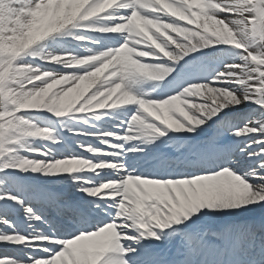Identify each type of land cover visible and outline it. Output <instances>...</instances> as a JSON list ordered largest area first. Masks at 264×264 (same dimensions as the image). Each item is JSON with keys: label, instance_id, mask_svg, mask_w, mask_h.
<instances>
[{"label": "bare ground", "instance_id": "obj_1", "mask_svg": "<svg viewBox=\"0 0 264 264\" xmlns=\"http://www.w3.org/2000/svg\"><path fill=\"white\" fill-rule=\"evenodd\" d=\"M21 5L38 7L41 5L43 9H47L50 13V19L53 22H57V25L50 32H57V35L52 39L43 42L38 50L42 59L39 63L31 65L25 69L28 76L36 77L37 83L40 81H49V85L52 90V97L54 99H71V108H76L78 104H81L79 109V116L83 122L86 120L94 121L95 125L90 128L88 136L95 135L97 143L102 147H107L111 152L102 153L97 156H86L79 158L74 156V152L70 151L69 156L71 158H65L61 147L51 146L52 149L47 154L43 155L41 166L43 170L49 172H55L56 174L48 176L46 181L41 185L35 184L32 186V190L36 193L38 191H46L49 193L48 197L40 198V201H35L33 198L24 197L25 202L33 203L36 207L40 204L53 205L55 199L58 196H67L72 194L73 199L87 200L89 203L100 206L104 202L111 203L119 198L120 208L115 213L107 214L105 209V215L113 220L112 224L105 225L100 229H95L90 233L77 234L74 238L81 239L78 244L71 245L75 241L71 240L61 241V238L65 236L53 237L57 238H45L42 231H35V240L28 239V235L31 232L22 231L20 228L12 226L13 234H6L8 227H4L1 224L3 217H6L7 213L16 218L19 213L23 211L24 202H17L14 206L9 207L6 205L0 206V250L8 249L10 251V259L0 260V264H21L18 260H12L11 253H16L20 245L21 249L25 250L24 256L30 259L28 264H48L47 259L35 258V254H47L48 248H52V244L62 245L64 249L69 246V254L73 256L64 257L62 260L56 258L60 257L61 253L55 254L53 264H141V258L136 256V252L141 250V246H151L152 243L144 240L146 232L150 236H154L155 231H160V235L156 236L161 242L168 240L170 235L162 234L161 228L171 226L172 221H180L183 215L189 216L191 209L197 206V197L200 196L201 186L197 181L199 177L189 178L187 174H174L167 173L162 175L163 172L157 170H149L141 168L140 164L147 165L148 163L155 166L153 157L158 154L157 149L151 146L152 143L158 141L170 140V134H166L165 129L171 127L173 118L178 114L182 116L185 109L175 100L179 97L190 99L195 95V90L191 88V84L197 81L196 78L191 77L188 82L181 84L177 89L179 90L176 98L167 97L170 96L172 91L166 93L162 89H158L156 92H147L148 88L152 86L151 81L148 79L147 64L150 61L162 62L164 61L163 55L173 50V54L176 56L182 52V49L187 46L188 39L186 36L187 27L184 23L187 20H194L199 23L203 28L207 22V16L200 17L197 12L191 10V6L196 3L202 2L205 5H211L212 10L220 16L219 20L222 23H234L237 19L223 18L222 13H228V9L234 7V3L240 0H20ZM11 4V3H10ZM112 5V6H110ZM220 5L221 7L217 6ZM13 6V5H12ZM215 10H214V9ZM94 17L92 21H85L84 18L93 15L97 12H101ZM231 13V12H230ZM249 17V16H248ZM179 19V20H178ZM118 24H114L117 23ZM121 21V22H120ZM181 21V22H180ZM78 28L72 26L77 24ZM109 23H113L109 25ZM138 25H136V24ZM68 25L67 30H63L62 26ZM90 25H98L97 30L99 32H107L108 39L113 41H129L128 36H138V41L130 40L128 44L121 45L120 47H113V45H105L101 49L97 50V55L90 54L89 57L78 58L80 53L73 54L66 52L69 49L66 45L68 42L76 44H84V40H74V34L78 33L82 28H89ZM109 25V26H106ZM125 25H130L134 32H130L125 29ZM96 29V28H94ZM144 29L151 31L146 32ZM169 30L171 34L175 36L174 43L170 36H164L162 31ZM155 36L157 39V48L151 47L150 38ZM60 38V41L57 39ZM99 40H103L96 37ZM153 39V38H152ZM109 41V40H108ZM155 41V40H154ZM94 44V43H93ZM112 44V43H111ZM99 47L98 44H94ZM103 48V49H102ZM93 52L91 48H79L74 52ZM135 56L136 59H133ZM230 59V58H229ZM137 60H141L138 62ZM46 64V66H45ZM48 69H44L46 67ZM162 67L156 65L155 68L159 72ZM39 74V75H38ZM140 75V81H136L134 75ZM144 75V76H143ZM211 77V76H210ZM31 78V77H30ZM213 78L212 83L206 87V91L209 95H201L200 102L186 101L189 110V114L201 115L202 119L205 117L202 112L205 109H209V115L216 113L219 110L226 109L223 107L224 100L231 102V105L240 103L241 98L246 96L244 89L238 90V93L231 95L226 94L225 90L221 89L223 82L222 76ZM224 83V82H223ZM235 84V83H234ZM32 85V84H31ZM60 88L59 92L54 89ZM141 89L146 93L147 100L141 101L136 96H129L127 104L117 105L125 100L124 93L133 91L135 89ZM213 93L222 94L217 96L216 99H212ZM161 98V100H160ZM168 105V106H167ZM168 111L167 109H171ZM244 105L233 106L228 111H232V116H241L245 111ZM121 111V112H120ZM206 111V110H205ZM185 113L184 116H186ZM250 119L253 122H257L259 117L253 111L247 112ZM109 115H113V118H119L120 127L114 125L116 132L121 134H112L111 131L104 132L100 122H108L112 120ZM208 116V115H207ZM255 117H258L254 119ZM209 118H211L209 116ZM206 119V120H209ZM204 119V120H205ZM239 119V118H238ZM238 122L246 124L241 119ZM88 123V122H87ZM78 125L77 123H75ZM157 125L154 127L153 125ZM181 125V124H180ZM183 125V124H182ZM67 131L73 130V126H66ZM88 127H92L88 125ZM183 127V126H181ZM72 128V129H71ZM240 133L242 139L237 142L240 144H230L221 151V154H230L234 159L236 165L234 170H244V172L250 171L249 175H253L257 182L255 190L250 196L252 201H256L264 197V177H261L264 170L261 169V164H264V155H256L260 146L259 140L254 144L249 143L245 145L246 139H252V134L247 130L242 129ZM121 137H120V136ZM251 136V137H250ZM68 139L77 138V134L74 132L67 133ZM110 138L113 143L106 142L103 139ZM94 141V140H93ZM244 145H243V143ZM239 145V146H238ZM30 149V148H29ZM36 150V148H33ZM141 151V157L139 152H135L138 157L141 158L138 165L136 163L131 164L129 168L124 169V164L127 162L123 155L132 154L134 151ZM195 154L199 152L194 149ZM258 153H262L260 150ZM109 159L111 161H109ZM122 161V167L119 168L118 162ZM121 165V164H120ZM153 167V166H152ZM124 169L125 172H122ZM138 171L143 175L141 176H126L127 173ZM193 172L197 171L196 168L192 169ZM220 173L227 172L226 170H218ZM98 173L103 174V178L96 179L95 175ZM149 173L158 174L160 177L166 179L152 180L144 175ZM228 173V172H227ZM125 175L124 183L122 187L119 186V177ZM184 175V177L182 176ZM229 180L233 175H228ZM64 188L61 190L58 187ZM93 183H95L93 185ZM92 184V185H90ZM224 189H232L231 182L225 177L221 182ZM114 189L113 191H111ZM208 189L211 191L214 186H210ZM3 188L0 187V191ZM12 191L16 195L22 194V189L16 186L12 187ZM209 191V193L211 192ZM109 192V193H108ZM151 194H157L159 196V202L161 210L159 216H154L156 220H152V225L148 226L139 224L137 221V210L141 204L144 203V199ZM94 203H93V202ZM143 202V203H142ZM158 202V201H157ZM156 202V204H157ZM214 202V201H213ZM219 204V200L215 201ZM95 205L96 210L98 207ZM87 207V206H86ZM105 208V207H104ZM34 209V208H33ZM59 209V207H57ZM103 209V207H102ZM113 209L111 206L108 208ZM63 214L69 211L67 208H61ZM70 212V211H69ZM103 213V212H101ZM19 223V220H17ZM24 225V222H20V225ZM8 226V225H7ZM143 227H145L146 232ZM156 229L154 230H150ZM55 231V227H53ZM158 230V231H157ZM55 234V232L53 233ZM159 234V233H158ZM151 236V238H152ZM155 238V237H153ZM115 239L117 243H115ZM250 240V238H248ZM255 245V240H253ZM264 243V238L262 240ZM32 247H29V246ZM63 249V250H64ZM198 249V245H196ZM131 250L135 253H131ZM68 251V248H67ZM150 251V250H149ZM147 252H141L140 256L146 255ZM13 256V255H12ZM75 256L78 257V262L75 260ZM16 258V256H13ZM126 259V263L123 258ZM22 260V259H20Z\"/></svg>", "mask_w": 264, "mask_h": 264}, {"label": "rangeland", "instance_id": "obj_2", "mask_svg": "<svg viewBox=\"0 0 264 264\" xmlns=\"http://www.w3.org/2000/svg\"><path fill=\"white\" fill-rule=\"evenodd\" d=\"M249 1L250 0H243L242 7L235 9L240 16H238L239 18L233 16L228 17L224 14L221 15L223 18L237 19L236 21H232L234 23H222L219 20L220 16H218L216 12H213L209 5L200 4L199 10L203 9L200 14L208 17L204 30L208 31L209 34L202 30L192 28L191 32L195 38L199 39L198 44L195 45L196 47L214 48V46L225 41L235 42L248 49V53L236 51L226 52L227 58H230V61L229 63L224 64V66L228 65L233 69H226V66L222 68V75L227 77L223 76L222 79L224 83L222 84L221 89L223 91L225 90L228 95L238 93V90L240 89H244L248 92V96L242 97L240 102L246 105L252 104L253 106H251V108L253 107V111L259 116L262 115L259 125L249 127L248 130L251 133L261 134L262 137L258 138V140L264 141V90L255 91L254 89L257 85L264 86V61L257 63L250 59V56H254L255 58L260 57L264 60V0H258L255 4H250ZM10 3H12L11 0H0V82L4 90L3 95L5 98L3 100V105H0V116L3 118V131L4 128L5 130L7 128L11 129L10 135L3 137L2 143H0V152L5 153L8 151L7 146L1 150V148L8 143V145L11 146L9 147L10 151H14V153H6L1 156L0 168H17L20 171L31 172L35 176L44 179L56 173L42 169L40 163L43 160L42 149H37V152L34 153L32 150L21 147L20 142L21 144L24 142L28 143L30 146L46 143L51 140L50 137H54L53 135H55L56 130L53 129V133L42 132L44 135H38L36 132L38 127L44 129L47 128L37 125L34 120L23 118L18 115L10 117V113L19 107H31L47 110L57 118L67 120L68 124L78 121V118L75 116L64 117L68 111L69 104L72 102V97L71 99H54L52 97V90L49 81H40L27 86L28 82L26 80L31 81L34 78L30 75L28 76L24 72L27 67L31 66V63L39 58L40 55L38 49H36L31 55L27 54L20 57L21 59L13 56L18 49L28 46L32 40L40 36L43 28L51 26L49 12L41 9L42 7L36 8L21 4L13 5ZM243 7H246L245 10H241ZM245 11H250V16H256L257 21L251 24L245 23L242 16ZM117 45H119V42L115 44V46ZM153 66V64H149L148 66L149 70L151 69L150 77L156 75L152 73ZM165 73H167V69L160 74H157V76L164 75ZM56 88L57 87L54 89L56 90ZM262 88L264 89V87ZM59 90L60 88H57L56 92H59ZM139 92L142 91L136 92L137 96ZM199 93L209 95V92H207L206 89H200ZM221 95L222 94L216 95V93H213L212 99H216L217 96ZM230 99L232 102L231 97ZM221 101L224 104L223 107H231V102H228L223 98H221ZM180 102L181 101H179V103ZM79 107H81V104L78 105L76 111ZM170 108L171 109L168 108L167 110L172 111V108L174 107L170 106ZM182 108L188 107L183 105ZM188 111L189 110H185L182 116L175 114L176 116L173 121L176 124L172 125L173 128L188 130L184 129L185 127H180L178 123L183 125L190 124L191 128L199 127L202 131L205 128V122L202 121L201 117L194 114L191 115ZM185 113L188 114L184 116ZM206 115L211 117L216 114L211 113L210 115ZM30 132L36 133L34 136L30 137L29 135H32ZM236 134H238V132H236ZM253 139L248 141L251 143ZM94 147L98 150L100 149L98 146ZM260 147L261 148L258 150H261L264 154V147ZM24 151L30 152L24 153ZM261 165V168L264 170L263 163ZM214 173L215 172L208 173V175H204L202 179L198 180L201 186L199 199L200 201L208 200L212 202L219 200V204L212 206L209 204L208 207L206 205L200 207L202 209L200 215L207 213V217L212 219L216 225H223L229 223L233 219L239 218L241 215L248 214L250 211V213L253 214V212H256L255 209L262 208L261 210L263 214L261 216H253L252 218L259 219V221L264 220V200L258 199L253 202L252 198L254 197L250 196L257 183L254 178L248 177L245 173L231 170L229 173L237 180H228L233 187L232 189L227 190L221 185V182L225 178V174L219 172ZM262 175V177H264V172ZM212 185L214 186V189L211 191L208 188ZM209 191L211 192L209 193ZM256 204H260L261 207H258ZM59 248L60 247L52 249V253L48 255H40L36 256V258H48L55 254ZM65 255L68 256L69 254ZM60 257L62 259L64 256L61 255ZM8 258L6 251H0V260ZM23 262L24 263L21 264H27L28 261ZM51 262H54V260L52 259Z\"/></svg>", "mask_w": 264, "mask_h": 264}]
</instances>
